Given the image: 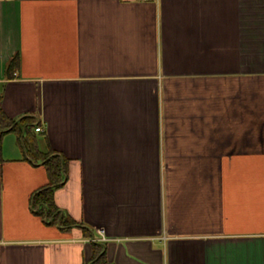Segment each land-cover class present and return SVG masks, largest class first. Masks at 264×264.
I'll use <instances>...</instances> for the list:
<instances>
[{
  "label": "crops",
  "instance_id": "crops-1",
  "mask_svg": "<svg viewBox=\"0 0 264 264\" xmlns=\"http://www.w3.org/2000/svg\"><path fill=\"white\" fill-rule=\"evenodd\" d=\"M0 95V264H264V0H0Z\"/></svg>",
  "mask_w": 264,
  "mask_h": 264
},
{
  "label": "trees",
  "instance_id": "trees-1",
  "mask_svg": "<svg viewBox=\"0 0 264 264\" xmlns=\"http://www.w3.org/2000/svg\"><path fill=\"white\" fill-rule=\"evenodd\" d=\"M17 63V56L14 55L10 58L8 65L6 66L5 72L6 75L11 76L15 70ZM1 97V95H0ZM29 124L26 123L25 128L28 129ZM18 127V122H16L15 117H10L6 115L0 107V141L2 133L6 130L16 129ZM22 144H24L26 153L29 155V149L25 140L22 139ZM40 160L42 165L46 169V173L49 181L42 187L34 190L32 197V206L37 207V213L44 217L46 216V221L49 223H56L58 225L64 226L69 224L68 220L63 217V214L60 215V211L57 210V206L54 201V190L62 186L65 182L66 171V162L63 158L60 160L59 156L52 153V151H46L41 153ZM92 264H105L104 261V251L102 247L99 248L92 259Z\"/></svg>",
  "mask_w": 264,
  "mask_h": 264
},
{
  "label": "built area",
  "instance_id": "built-area-1",
  "mask_svg": "<svg viewBox=\"0 0 264 264\" xmlns=\"http://www.w3.org/2000/svg\"><path fill=\"white\" fill-rule=\"evenodd\" d=\"M34 129H35V131H38V130H40V127L36 126V127H34Z\"/></svg>",
  "mask_w": 264,
  "mask_h": 264
}]
</instances>
